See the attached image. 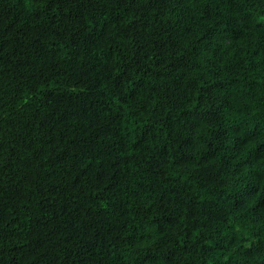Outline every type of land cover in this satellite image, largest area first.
Segmentation results:
<instances>
[{"label":"trees","instance_id":"trees-1","mask_svg":"<svg viewBox=\"0 0 264 264\" xmlns=\"http://www.w3.org/2000/svg\"><path fill=\"white\" fill-rule=\"evenodd\" d=\"M0 264H264V0H0Z\"/></svg>","mask_w":264,"mask_h":264}]
</instances>
